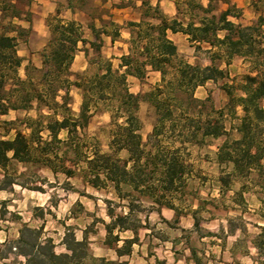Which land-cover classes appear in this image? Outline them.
Masks as SVG:
<instances>
[{"label":"trees","instance_id":"1","mask_svg":"<svg viewBox=\"0 0 264 264\" xmlns=\"http://www.w3.org/2000/svg\"><path fill=\"white\" fill-rule=\"evenodd\" d=\"M110 1L68 0L69 9L90 18V38L85 37L80 22L62 18L57 9L55 23L46 21L50 36L41 50L42 65L30 63L22 77L19 45L31 30L22 22H32L33 0H0V190L10 191L18 185L46 192L45 186L52 182L43 170L50 171L55 180L59 175L67 181L79 177L95 189L112 188L121 201H127L129 211L115 215L108 210L112 221L106 224L104 244L121 257L131 254L139 241V228L146 227L135 215L142 212L145 199L150 200L152 210H175L174 222H179L181 214L173 199L185 188V175L189 174L181 160L190 155L185 152L187 144L203 145L208 139L224 137L216 154L223 169L221 186L231 189L240 181L236 197L242 203L248 189L264 190V0H252L260 14L248 25L236 21L242 9L231 0H175L174 16L163 11L161 0L155 4L140 0L144 12L124 26L130 33L128 52L120 56L117 68L104 55L103 47L107 37L113 43L121 38L123 26L115 21L114 9L123 6L112 3L107 7ZM130 1L128 5L133 4ZM170 32L185 34L197 51L208 53L211 64L191 63L182 57ZM78 50L85 53L87 64L84 71L75 73L72 64ZM236 56L248 65L240 82L230 70ZM151 71L160 73L159 83L144 94L133 93L129 77L144 81ZM210 81H222L227 112L215 108L210 93L205 99L196 96V90ZM73 87L82 95L78 113L71 107ZM142 101L152 103L158 115L148 141L138 115ZM238 109L241 116H237ZM12 111L27 114L1 120ZM98 112L108 113L116 126L107 152L87 133ZM225 115L239 122L227 128ZM11 130L14 135L8 137ZM160 137L181 145L167 150ZM123 151L126 157L119 156ZM27 230L29 237L22 229L15 241L24 264H84L91 255L86 234L78 240L69 232L64 240L68 252L57 253L51 238L43 244L35 238V230ZM126 230L134 236L123 240L121 232ZM121 240L124 244L119 246ZM255 244L264 249L263 234Z\"/></svg>","mask_w":264,"mask_h":264},{"label":"rangeland","instance_id":"2","mask_svg":"<svg viewBox=\"0 0 264 264\" xmlns=\"http://www.w3.org/2000/svg\"><path fill=\"white\" fill-rule=\"evenodd\" d=\"M50 1V0H49ZM36 0L31 6L33 12L32 22L24 21L22 24L30 27L28 37L23 39L19 45V54L23 58L22 67L19 73L25 77L26 67L33 63L37 66L42 65L41 50L49 39L50 31L46 25L49 19L50 23H55L56 10H61V17L66 19H74L80 22L84 27L85 37L90 38V30L88 23L90 18L82 11L76 10L77 14L73 15L67 9L68 0ZM99 2V0H93ZM232 2L242 3L241 0H231ZM130 0H111L107 3V7L112 3L120 4L123 7L114 9V19L122 28L121 38L115 43L109 37L105 39L103 53L106 57L112 58L114 66L117 68L120 62V56L128 52V45L126 41L130 38L129 30L124 27L129 20H138L144 12V7L140 0H132L133 4L128 5ZM153 4L157 1L152 0ZM175 0H162L160 6L165 13L174 16L176 9H174ZM226 8L225 5L221 6ZM172 10V11H171ZM254 8L250 5L246 7L245 20L249 22L251 16L254 15ZM243 13V11H242ZM238 22L243 23L238 20ZM170 37L178 46L179 53L182 57L191 63H199L201 65L211 64L208 53L204 50H196L190 43L188 37L182 33L173 34L170 32ZM82 48V44L80 45ZM206 47L207 45L204 44ZM86 57L82 50H78L72 64L73 72H82L86 68ZM220 65V61H216ZM224 66V65H223ZM231 76L236 78L237 82L243 79V76L248 73V68H243V59L239 56L234 57L232 65L230 66ZM74 79V76H72ZM160 81V76L157 73H149L144 81L138 78L129 77L130 89L133 93L144 94L151 91ZM222 81L217 83L208 82L205 86L199 87L195 94L200 99H205L209 93L212 96L213 104L217 110L224 109L226 112V105L228 96L221 88ZM73 102L71 107L75 113L79 112L82 103L81 91L75 87L71 89ZM264 105V100L262 101ZM237 116L242 115L240 109L237 110ZM26 111H12L10 115L4 116L1 120H14L17 116H24ZM34 114V111L29 113ZM138 115L142 121V134L145 141H148V136L152 134L154 123L157 120L156 109L153 104L148 101H142L138 111ZM225 125L227 128L231 127L232 122H239L238 119H231L229 115H225ZM116 126L112 124L111 117L108 113L98 112L92 118L87 133L93 140H97L103 151L110 150L109 144ZM4 134V131H1ZM14 135V130H11L8 137ZM233 134L232 137H236ZM162 145L167 150H172L179 147V141L175 143L164 137H160ZM155 141V139H152ZM224 142V137L217 139H208L203 145L187 144V151L190 155H183L182 161L186 166L189 174L185 175V188L176 194L173 199V204L177 206L180 212L179 222H174L176 218V211L168 210V207H162L165 210L161 212L150 209V200L145 199L142 212H136L137 218H141L142 224L146 227L139 228L140 246H133L132 255L116 256L113 248L104 244L106 239V224L112 221L108 215V210H113L115 215L127 214L129 209L127 201H121L113 189H95L87 185L79 177L71 178L68 181L63 175H59L55 180L52 173L48 170H43L41 173L47 176L52 182L50 186H45L46 192L32 191L23 189L15 185L10 191L0 190V264H24L25 257L19 254L16 249V240L20 237V231L24 229L25 235L30 236L29 229H33L35 238L41 243L45 244L48 238L53 240L54 250L57 253L68 252L64 240L66 234L73 233L76 239H83L86 234L90 243L91 255L84 259V264H106L107 261H115L116 264H160L162 261L168 260V264H177L174 261L170 251V243L160 245L159 238L167 241H177V253L179 258L183 259L185 251L192 244H198L197 238L194 236V219H198L201 233L206 232L208 226V219L210 217L226 216L229 218L230 226L233 231L236 228H243V248L253 239L263 234L264 227L255 228L250 218H255L252 214H245L240 212V207L234 206L231 203L232 196H236L241 184L239 182L233 183L230 190H226L222 194L218 191V178L221 176L222 168L214 162L215 154L218 147ZM150 148V147H148ZM121 157H126L125 151L121 152ZM22 170V168H21ZM229 170V168L227 169ZM224 189V188H223ZM264 192V190H262ZM235 193V194H234ZM233 194V195H232ZM237 200L238 198L235 197ZM240 204L239 199L236 202ZM227 207V212L223 211V206ZM156 208L158 206L156 205ZM221 208L222 211L218 209ZM170 209V208H169ZM261 213L264 216V204L261 206ZM226 214V215H225ZM146 215L148 219H146ZM170 221V223H167ZM132 222V221H130ZM185 226V227H183ZM118 230H115L117 233ZM134 233L130 230L121 232V238H132ZM187 238V242L184 238ZM123 240L119 242V246L124 244ZM169 246V247H166ZM264 252V251H263ZM94 256L96 260L92 258ZM104 258L105 261H100ZM166 259V260H165ZM184 264V263H179Z\"/></svg>","mask_w":264,"mask_h":264},{"label":"crops","instance_id":"3","mask_svg":"<svg viewBox=\"0 0 264 264\" xmlns=\"http://www.w3.org/2000/svg\"><path fill=\"white\" fill-rule=\"evenodd\" d=\"M35 1L36 0H33L32 5L35 3ZM50 1L52 4L55 3L52 0ZM241 1H242L241 4L237 3L236 5L242 9L243 13H242L241 18L236 19V21L238 20L242 21V18H243V24H246V25L256 22L260 13L257 12V10L254 8L252 4L253 3L252 0H241ZM232 3H235V2H232ZM249 5L252 8H254L253 10L254 15L251 16L249 22L245 23L244 20H245L246 7ZM173 6H174V9H176L175 2ZM67 9L73 15L77 14V11H72L68 7ZM176 12H177V9H176ZM167 13L170 14L172 12H167ZM263 32H264V25H263ZM178 33H173V34H178ZM263 45H264V40H263ZM243 68L245 69L248 68V65L245 64L244 60H243ZM151 73H157L160 76V73L157 71H151ZM19 74L23 77L21 73ZM130 77H134V76H130ZM216 154H215L214 162H216V164L220 166L219 162L216 159V156H217ZM218 182H219L218 191H221V193L223 194L225 192V188L223 189V187L221 186L219 178H218ZM239 183L242 184L240 181ZM240 188L238 189V191L240 190ZM243 194H244L245 202L244 203L240 202V204H237L236 203L237 200L235 199L236 196H232L231 198L232 205L240 207V212H244L245 214H252L253 216H255V218H250V221L253 222V225L255 226V228L264 227V216L261 213V206L264 204V192H262V189H260L259 187H252L248 189L247 191H245ZM166 209L173 211V209H169V208H166ZM162 210L164 211L165 209L163 208ZM218 210L222 211L221 208H219ZM223 211L227 212V207L223 206ZM207 223H208V226L206 228L207 229L206 232L201 233L200 230L203 231V229L200 227L201 224H198V226H196L195 219H194V223H193L194 229L193 230L195 232L194 236L198 240V244H192V246H189L188 249L185 251V254L182 255L183 259L179 258V254L177 253V248H176L177 241L176 240L167 241L166 239L163 240L159 238L158 240L159 242H161L160 245L167 244L168 242L170 243L171 246L168 249H170L172 256L174 258V261H177L176 262L177 264L179 263H184V264H264V252H263L264 249L258 248L257 245L255 244V242L258 239H253L249 241V243L243 248V238H244L243 228H236L235 231H233L230 226V221L228 217L226 216L210 217ZM5 239L0 240V242L1 243L5 242L6 241ZM184 240L187 242L186 237L184 238ZM133 246H140V244L134 243ZM166 247H169V246H166ZM114 252L116 256H118L115 250ZM133 252L134 250L131 252V254H129V256L132 255ZM160 264H168V260H166L165 262L162 261Z\"/></svg>","mask_w":264,"mask_h":264}]
</instances>
